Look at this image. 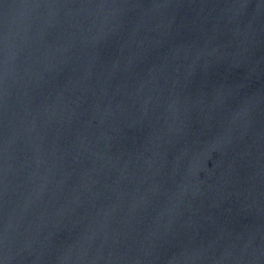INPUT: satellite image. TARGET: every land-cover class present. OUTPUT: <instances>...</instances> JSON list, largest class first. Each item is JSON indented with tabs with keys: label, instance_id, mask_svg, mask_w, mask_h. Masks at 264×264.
<instances>
[{
	"label": "water",
	"instance_id": "1",
	"mask_svg": "<svg viewBox=\"0 0 264 264\" xmlns=\"http://www.w3.org/2000/svg\"><path fill=\"white\" fill-rule=\"evenodd\" d=\"M0 264H264V0H0Z\"/></svg>",
	"mask_w": 264,
	"mask_h": 264
}]
</instances>
